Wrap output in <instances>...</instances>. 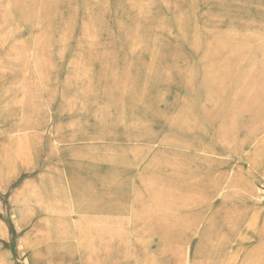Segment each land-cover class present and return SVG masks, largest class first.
Masks as SVG:
<instances>
[{"label": "rangeland", "instance_id": "obj_1", "mask_svg": "<svg viewBox=\"0 0 264 264\" xmlns=\"http://www.w3.org/2000/svg\"><path fill=\"white\" fill-rule=\"evenodd\" d=\"M0 264H264V0H0Z\"/></svg>", "mask_w": 264, "mask_h": 264}, {"label": "bare ground", "instance_id": "obj_2", "mask_svg": "<svg viewBox=\"0 0 264 264\" xmlns=\"http://www.w3.org/2000/svg\"><path fill=\"white\" fill-rule=\"evenodd\" d=\"M258 36V35H257ZM255 39H256V37H255ZM230 40V39H229ZM243 40V39H242ZM258 41V40H257ZM242 43H243V41H242ZM223 44V43H222ZM225 44V43H224ZM229 45V44H228ZM231 45V44H230ZM242 46V45H241ZM225 47V46H224ZM226 49V48H225ZM32 83V82H31ZM27 96H28V94H27ZM34 99V98H33ZM39 100H41V99H39ZM41 102V101H40ZM27 105V104H26ZM37 105V104H36ZM42 106V105H41ZM29 117V116H28ZM25 118V117H24ZM21 121H22V119H21ZM25 128V127H24Z\"/></svg>", "mask_w": 264, "mask_h": 264}, {"label": "crops", "instance_id": "obj_3", "mask_svg": "<svg viewBox=\"0 0 264 264\" xmlns=\"http://www.w3.org/2000/svg\"><path fill=\"white\" fill-rule=\"evenodd\" d=\"M149 223H151V222H148V224H149ZM149 228H150V227H149ZM151 228H152V227H151ZM145 229H147V228H145ZM140 230H141V231H144V229H142V228H141ZM155 231H156V230H155Z\"/></svg>", "mask_w": 264, "mask_h": 264}]
</instances>
